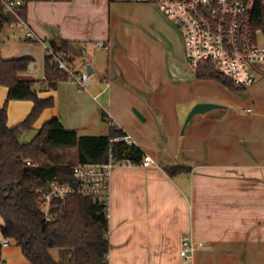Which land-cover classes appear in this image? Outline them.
<instances>
[{
	"label": "crops",
	"instance_id": "1",
	"mask_svg": "<svg viewBox=\"0 0 264 264\" xmlns=\"http://www.w3.org/2000/svg\"><path fill=\"white\" fill-rule=\"evenodd\" d=\"M23 7L5 10L1 57L33 56L35 70L21 75L39 83L48 53L93 79L82 87L69 77L40 89L38 96H52L54 104L20 141L54 117L66 128L105 133V112L155 161L112 170L107 263L264 264V64L245 88L199 78L186 60L179 27L153 2L25 0ZM6 95L0 85V107ZM200 102L219 107L185 124ZM32 106L28 99L9 100L7 125L19 124ZM172 165L188 169L170 173ZM184 235L208 246L184 258ZM0 264L31 263L10 241L0 247Z\"/></svg>",
	"mask_w": 264,
	"mask_h": 264
},
{
	"label": "trees",
	"instance_id": "2",
	"mask_svg": "<svg viewBox=\"0 0 264 264\" xmlns=\"http://www.w3.org/2000/svg\"><path fill=\"white\" fill-rule=\"evenodd\" d=\"M6 21L5 9L0 8V38ZM253 22L264 34V0H257ZM51 46L55 53L56 45L52 43ZM54 58L52 53L45 56V76L39 83L21 75V72L35 70L33 56L4 59L0 55V85L7 87L5 103L0 107L1 234L19 246L31 264H62L53 256L51 249L71 252L73 264H106L108 220L101 199L81 194L54 197L44 212L42 192L47 190L52 180L73 182V166L77 163H101L108 160L109 154L115 160L130 158L137 163L145 152L138 145L128 147L121 140L110 141L113 137L122 136L124 131L106 117L105 112L103 118L109 124L105 133L66 128L54 117L38 127L29 141H20L19 134L32 128L43 109L54 104L52 96L40 97L38 91L55 88L58 81L69 78L64 69L57 68ZM196 74L199 78L218 79L233 88L228 80L211 68L197 70ZM13 99L31 100L33 106L24 120L9 127L7 102ZM69 146L77 149L75 164L60 160L58 149ZM26 159L31 164H27ZM187 169L183 165L167 167L170 173Z\"/></svg>",
	"mask_w": 264,
	"mask_h": 264
},
{
	"label": "built area",
	"instance_id": "3",
	"mask_svg": "<svg viewBox=\"0 0 264 264\" xmlns=\"http://www.w3.org/2000/svg\"><path fill=\"white\" fill-rule=\"evenodd\" d=\"M133 1L156 3L165 15L177 22V26L184 34L185 57L194 73L206 67L211 68L235 88H245L255 81L258 66L264 64V44L258 41L260 28L253 22L257 0ZM23 4V0H0V8L5 10L18 9ZM18 23L26 30L28 37L35 36L34 31L24 20L20 19ZM95 45L108 48L107 43L100 41ZM56 66L64 69L69 77L82 87L93 79L89 72H76L72 66L66 64L64 57L57 60ZM118 140L123 141L128 147L137 145L136 139L127 132L110 139L112 142ZM26 163L31 164V161L26 159ZM154 163L152 156L146 153L137 163L130 158L115 160L110 154L108 160L101 163H77L73 166V182L52 180L48 183L47 190L41 195L42 208L47 212V207L54 197L81 194L100 198L105 205L108 220L110 178L113 168L135 164L150 166ZM9 243L10 239L2 236L0 247ZM207 246L208 244L202 241L184 235L180 254L184 258H189L196 249Z\"/></svg>",
	"mask_w": 264,
	"mask_h": 264
},
{
	"label": "rangeland",
	"instance_id": "4",
	"mask_svg": "<svg viewBox=\"0 0 264 264\" xmlns=\"http://www.w3.org/2000/svg\"><path fill=\"white\" fill-rule=\"evenodd\" d=\"M165 16H167V15H165ZM167 17H169V16H167ZM169 18H170V20L175 22V24L177 25V22L173 18H171V17H169ZM179 30H180L181 36L184 39V34H183L182 30L181 29H179ZM258 41H259V43L264 44V34L262 32L258 34ZM30 135H31V131L25 132V134L22 135L21 141L22 142L29 141L31 139ZM58 150L61 152V155H60L61 161H71L74 164L77 163V149H76V147L69 146V147L59 148ZM51 253L53 254V256L57 260H60L62 264H73L71 252H68L65 249H51Z\"/></svg>",
	"mask_w": 264,
	"mask_h": 264
},
{
	"label": "water",
	"instance_id": "5",
	"mask_svg": "<svg viewBox=\"0 0 264 264\" xmlns=\"http://www.w3.org/2000/svg\"><path fill=\"white\" fill-rule=\"evenodd\" d=\"M216 107H219L218 104L216 103H212V102H200V103H197L195 104L191 110L189 111V113L187 114V117L185 119V124L192 118V116L194 114H197V113H203L205 111H208L212 108H216ZM134 110V109H133ZM134 112L136 113V115L142 119V116L141 114H139V112L137 110H134ZM184 124V125H185Z\"/></svg>",
	"mask_w": 264,
	"mask_h": 264
}]
</instances>
